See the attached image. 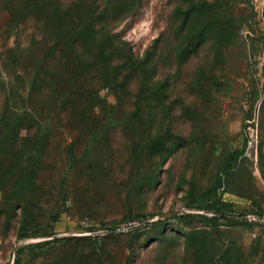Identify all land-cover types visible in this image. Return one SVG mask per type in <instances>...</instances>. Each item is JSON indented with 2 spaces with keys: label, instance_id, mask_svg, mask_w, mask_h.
Instances as JSON below:
<instances>
[{
  "label": "rangeland",
  "instance_id": "374dc122",
  "mask_svg": "<svg viewBox=\"0 0 264 264\" xmlns=\"http://www.w3.org/2000/svg\"><path fill=\"white\" fill-rule=\"evenodd\" d=\"M0 264H264V0H0Z\"/></svg>",
  "mask_w": 264,
  "mask_h": 264
},
{
  "label": "trees",
  "instance_id": "16d2710c",
  "mask_svg": "<svg viewBox=\"0 0 264 264\" xmlns=\"http://www.w3.org/2000/svg\"><path fill=\"white\" fill-rule=\"evenodd\" d=\"M69 27L66 26V28H64V31L66 33H73L72 29L74 31V36L72 38V40L68 43H64L63 41H61L60 39L56 40L54 42V45L52 46V48L49 51V56L45 59L46 61H53L55 63H57V65L55 66H51L48 70V72H50L51 75L57 73H61L62 71H64V69L67 70V63L69 62V58L72 56V54L75 53V49H80V51L83 53L81 55V57H86L88 59H91V61L89 62H84L82 63L81 60H79L77 63L78 65L75 66L74 71L75 70H79L82 69L83 67L87 68L89 70V68L91 67V64L97 63L98 60H102V58L104 57V55H106V51L108 49V45L106 44V42L100 41V43L98 42V46H97V50L96 52H94V50L92 49V47H88L85 46V41H82L81 39L83 38H90L92 37L88 31L85 30H77L74 28V23H70L68 24ZM88 33V34H87ZM84 36V37H83ZM81 40V41H80ZM84 42V43H83ZM86 45H88L86 43ZM79 59V57H78ZM94 59V60H93ZM82 67V68H81ZM73 72V69H72ZM237 152H235L233 154V158H230V161H234L237 159Z\"/></svg>",
  "mask_w": 264,
  "mask_h": 264
}]
</instances>
